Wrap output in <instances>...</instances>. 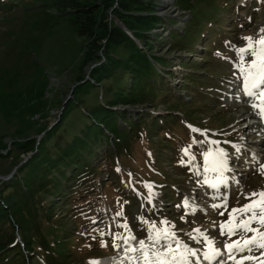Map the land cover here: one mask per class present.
I'll list each match as a JSON object with an SVG mask.
<instances>
[{"label":"rangeland","instance_id":"1","mask_svg":"<svg viewBox=\"0 0 264 264\" xmlns=\"http://www.w3.org/2000/svg\"><path fill=\"white\" fill-rule=\"evenodd\" d=\"M156 3L157 14L178 21L174 28H182L189 19V13L177 10L173 0H156ZM202 5L207 14L201 13L199 7L193 10V16L196 18L200 10L199 18L209 19L211 23L208 29L204 28L206 32L195 46V53L173 51L167 38L171 27L166 25L162 29L159 25L153 29L158 39L154 43V54L173 61L170 70L174 73L164 78L165 102L157 103L154 108L150 104L115 108H123L127 113L133 111L135 116L136 111H140L146 124L158 116L165 119L170 115L167 108L173 109L171 115L178 118L169 134L173 135L170 143L174 145L165 144L169 141L164 136L168 128L162 130L161 123L153 134L160 135L157 140L149 139L145 131L129 143L125 152L111 153L108 159L100 155L102 160L96 165L100 164L102 170L97 171V177L85 181L86 184L95 180L97 188H87L63 201L60 205L63 210L57 207L58 217L61 215L69 228L76 225L72 229L75 234L62 245L68 251L62 264H90L95 259L109 261L104 264H135L133 257L140 253L126 255L125 245L120 240L115 241L120 246L114 248L113 236L134 235L136 240L130 244L138 247L140 237H147L146 243H152L148 240L150 229L153 236L157 229L174 232L177 239L196 251V256L189 257L191 264H200L209 245L193 232L196 228L222 250L223 256H220L224 264H233L223 248L225 241L231 243L237 236L220 235V222L228 220L232 208L249 202L240 195L241 190L245 194L264 190V174L255 171L259 163H264V131H258L250 123L252 110L246 105L250 98L242 97V79H237L241 76L240 64L246 66L251 59L247 53L241 57L237 49L246 47L244 37L255 39L261 35L264 0H215ZM182 40L191 44L195 38ZM83 42L65 20L56 16L52 7L42 5L40 0H0V141L7 142L8 148L12 147L14 138L26 134L27 128H49L58 121L63 105L72 97ZM186 54L187 63L192 60L195 64L183 68L180 57H188ZM91 68L85 66L82 73ZM199 80H204L205 84H198ZM201 85L210 86L209 91L201 90ZM40 136L37 132L30 135L32 139ZM182 144L187 146L182 147ZM105 147L103 145L98 152ZM184 149L188 150L187 154ZM218 149L227 153L230 169L223 174L224 183L219 182L218 173L204 170V153ZM179 157L186 159L184 163L177 164ZM233 165L241 170L236 171ZM16 167L6 175L0 168V178H9ZM213 182H217L218 190L211 192ZM219 183L228 189L219 187ZM99 185H103L102 188ZM144 191H149L151 196L143 197ZM228 193L227 211L221 216L220 210L213 209L212 205L221 204L223 200H215L212 194L219 198ZM123 224L132 228L122 227ZM73 236L78 237L72 239ZM193 236L198 238L193 239ZM102 242L107 246L102 247ZM260 252L254 250L251 255L259 256ZM25 264L45 263L36 255ZM245 264L257 262L246 261Z\"/></svg>","mask_w":264,"mask_h":264},{"label":"trees","instance_id":"2","mask_svg":"<svg viewBox=\"0 0 264 264\" xmlns=\"http://www.w3.org/2000/svg\"><path fill=\"white\" fill-rule=\"evenodd\" d=\"M213 1L173 0L177 10L189 13V19L177 29V20L157 14L156 0H40L42 5L52 7L56 16L65 20L84 42L75 68L78 74L72 97L63 105L58 121L49 128H27L22 138H14L11 148L0 141V168L4 175L17 166L9 178H0V264L5 260L3 264H25L36 255L45 264H62L68 256L62 245L75 234L72 229L76 225L69 228L61 215L58 217L57 207L82 190L97 188L95 180L85 181L97 177L102 170L100 164L96 165L102 160L100 155L108 159L111 153L125 152L129 143L145 131L149 139L157 140L160 135L153 134L161 123L162 130L168 128L167 132L162 131L169 138L165 144L174 145L170 143L173 135L169 134L178 118L171 115L173 109L167 108L170 115L165 119L158 116L146 124L140 111L135 116L133 111L115 108L148 104L154 108L165 102L164 78L173 74L169 69L173 61L154 54L158 39L153 29L159 25L162 29L171 27L167 38L173 51L195 53L206 32L204 28L208 29L211 23L199 18V12L206 15L202 4ZM199 7L194 18L193 10ZM185 37L195 41L185 43ZM182 57L183 68L195 64L192 60L187 63L189 56ZM85 66L92 68L82 73ZM199 82L205 84L204 80ZM207 87L201 85V90L209 91ZM32 132L41 136L32 139ZM103 145L106 149L99 153ZM182 160L178 158L177 164ZM79 187L82 189L78 191Z\"/></svg>","mask_w":264,"mask_h":264},{"label":"snow or ice","instance_id":"3","mask_svg":"<svg viewBox=\"0 0 264 264\" xmlns=\"http://www.w3.org/2000/svg\"><path fill=\"white\" fill-rule=\"evenodd\" d=\"M259 31L261 33L259 38L244 37L247 42L246 47L237 49L241 57L246 53L251 57L250 61L246 62V66L245 63L240 64L239 72L241 76L237 79H242V91L253 101L252 108L254 110L258 109L261 119L264 120V29ZM193 131L198 130L193 129ZM183 151L187 154L188 150L184 149ZM253 159L256 158L253 157ZM204 160L205 172L218 173L219 182L224 183L223 174L225 171L230 170L227 165V153L223 149H218L215 152L209 150L204 153ZM181 163H184V161L182 160ZM117 171H121V169L117 168ZM255 171L264 174V163H259ZM128 175L131 180L132 174L129 173ZM205 183H208V181L205 180ZM212 187L216 188L217 184L213 183ZM240 195L249 202L238 208H232L228 212V220L220 222V235H227L229 238L237 236V239L231 243L225 241L224 249L233 264H245L246 261L264 264V190L247 194L241 190ZM184 203L187 205L188 201L185 200ZM212 208L220 210L218 214L223 216L224 212L227 211V198L224 197L221 204H213ZM120 215L121 213H117V216ZM162 223L167 224L169 222L163 221ZM253 225H256V227H253ZM121 226L128 227L127 224ZM152 227L154 228V225ZM193 232L197 233L198 236H202L209 245L208 251L204 253V258L208 261H216L217 257L222 255V250L216 248L214 241L210 240L199 228L194 229ZM240 233L245 235H239ZM248 233H251V235H247ZM189 235L192 234L189 233ZM198 236L192 238L197 239ZM113 239L114 248L120 246L115 243L116 240H120L125 245L123 251L126 255L140 253L138 257H133L135 264H191L189 257L197 255L195 250L177 239L176 234L169 229H157L155 236L152 235L150 229L148 240H151L152 243L148 244L144 239H141L138 241V247L130 244V241L136 240L134 235L124 237L114 234ZM173 242H175V247ZM101 246L107 245L102 242ZM254 250H261L260 255H251ZM244 253H248V255H242ZM238 256L239 258H237ZM90 264H98V262L93 261ZM217 264H224V262L217 261Z\"/></svg>","mask_w":264,"mask_h":264},{"label":"bare ground","instance_id":"4","mask_svg":"<svg viewBox=\"0 0 264 264\" xmlns=\"http://www.w3.org/2000/svg\"><path fill=\"white\" fill-rule=\"evenodd\" d=\"M105 262H109V261L104 260V261L101 262V264H104ZM205 264H206V263H205Z\"/></svg>","mask_w":264,"mask_h":264}]
</instances>
